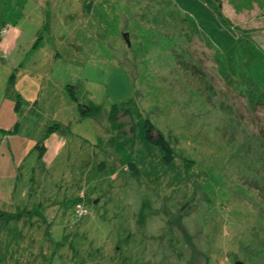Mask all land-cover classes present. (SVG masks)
Masks as SVG:
<instances>
[{
    "label": "rangeland",
    "instance_id": "obj_1",
    "mask_svg": "<svg viewBox=\"0 0 264 264\" xmlns=\"http://www.w3.org/2000/svg\"><path fill=\"white\" fill-rule=\"evenodd\" d=\"M213 1L264 52V0ZM170 14L166 0H0V29L34 46L20 81L51 87L42 124L62 143L13 161L0 143V205L18 211L0 215V264H264V109ZM111 104L130 116L121 129Z\"/></svg>",
    "mask_w": 264,
    "mask_h": 264
},
{
    "label": "trees",
    "instance_id": "obj_2",
    "mask_svg": "<svg viewBox=\"0 0 264 264\" xmlns=\"http://www.w3.org/2000/svg\"><path fill=\"white\" fill-rule=\"evenodd\" d=\"M166 2L175 21L185 24L190 32L204 36L215 47L214 60L218 65L217 72L220 77L228 83H230L228 79L231 78L248 105L264 109V52L248 37H238L235 34L224 19L216 1L166 0ZM70 95L75 97L72 92ZM78 106L80 115L94 114L97 109L92 106ZM119 115L130 118L127 110L120 104H111L107 118L113 121L117 129L125 125V121H119ZM127 127V131L133 130L131 122ZM14 128L15 124L11 130L4 132H12ZM143 131L145 140L160 148L164 162L173 158L167 141L147 119L144 120ZM36 146L43 148L41 143H37ZM127 166L134 171L132 163H127ZM3 214L0 211V215Z\"/></svg>",
    "mask_w": 264,
    "mask_h": 264
},
{
    "label": "crops",
    "instance_id": "obj_3",
    "mask_svg": "<svg viewBox=\"0 0 264 264\" xmlns=\"http://www.w3.org/2000/svg\"><path fill=\"white\" fill-rule=\"evenodd\" d=\"M24 37L23 32L14 27H10L4 32L0 29V55L6 54L4 59L0 58V143L3 151L10 155L12 161L18 154L24 155L34 148H37L41 158L44 152L46 153L51 148L55 150L59 144H62L61 141L58 142L57 134L53 133V130L45 132L44 124H42L44 121L46 122L47 118L49 119L47 121H51L57 117L55 114L57 108L51 109V102L49 103L52 100L51 87L42 88L43 84L40 86L32 83L31 79L20 81L23 78L19 77L20 73L25 74L27 53L29 54L34 48L32 46L26 50L25 47H22L24 42H21V39ZM27 37L29 38V35ZM27 37L25 39H28ZM27 43L29 45V42ZM46 89L51 96V98H47V104L41 102L42 98L39 97V95H45L43 90ZM36 94H38V99L34 97ZM53 102L56 103V101ZM20 104L24 109L20 108ZM14 124L15 128L12 132H4L11 130ZM37 143H41L43 148H38ZM2 159L0 158V173L6 166V163L2 166ZM10 183V181L0 178V202L4 199L2 189L6 188L7 191ZM0 207L4 217L18 213V211L15 212L16 214L9 213L3 209L4 206L0 205Z\"/></svg>",
    "mask_w": 264,
    "mask_h": 264
},
{
    "label": "water",
    "instance_id": "obj_4",
    "mask_svg": "<svg viewBox=\"0 0 264 264\" xmlns=\"http://www.w3.org/2000/svg\"><path fill=\"white\" fill-rule=\"evenodd\" d=\"M234 264H243L241 261H235Z\"/></svg>",
    "mask_w": 264,
    "mask_h": 264
},
{
    "label": "built area",
    "instance_id": "obj_5",
    "mask_svg": "<svg viewBox=\"0 0 264 264\" xmlns=\"http://www.w3.org/2000/svg\"><path fill=\"white\" fill-rule=\"evenodd\" d=\"M5 30L4 29H2V32H4ZM78 214H81V212L80 211H78Z\"/></svg>",
    "mask_w": 264,
    "mask_h": 264
}]
</instances>
